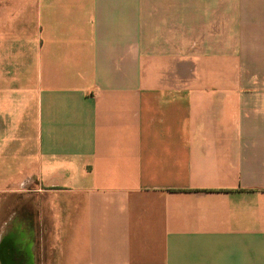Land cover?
<instances>
[{"label":"crops","instance_id":"obj_1","mask_svg":"<svg viewBox=\"0 0 264 264\" xmlns=\"http://www.w3.org/2000/svg\"><path fill=\"white\" fill-rule=\"evenodd\" d=\"M10 199L22 264H264V0H0Z\"/></svg>","mask_w":264,"mask_h":264},{"label":"rangeland","instance_id":"obj_2","mask_svg":"<svg viewBox=\"0 0 264 264\" xmlns=\"http://www.w3.org/2000/svg\"><path fill=\"white\" fill-rule=\"evenodd\" d=\"M12 199L9 200V203L6 204L5 202H2L0 204V232H5V228L13 229L14 231H19L20 228V212H21V205L19 203V199H14L13 202H11ZM2 235H0V238ZM6 243V242H4ZM5 247L1 248V260H2V252L5 251ZM19 257V256H18ZM20 259V257H19ZM1 264H5V262H2Z\"/></svg>","mask_w":264,"mask_h":264},{"label":"water","instance_id":"obj_3","mask_svg":"<svg viewBox=\"0 0 264 264\" xmlns=\"http://www.w3.org/2000/svg\"><path fill=\"white\" fill-rule=\"evenodd\" d=\"M14 243L16 244V241L9 240V241H7L6 243H4L2 245V248L3 247L6 248L4 253H5V256L8 258V260L10 262L9 264H11L12 261H13L12 251H10L9 248L11 247V245H14ZM30 264H33L31 259H30Z\"/></svg>","mask_w":264,"mask_h":264},{"label":"flooded vegetation","instance_id":"obj_4","mask_svg":"<svg viewBox=\"0 0 264 264\" xmlns=\"http://www.w3.org/2000/svg\"><path fill=\"white\" fill-rule=\"evenodd\" d=\"M20 255H21V254H19V253L16 254V255L14 254V255H13V261H12L11 264H22V260L20 261V259H18V258L20 257ZM18 256H19V257H18ZM2 262H5V261L2 259V260H1V263H2ZM9 263H10V262H9ZM9 263H7V264H9ZM5 264H6V262H5Z\"/></svg>","mask_w":264,"mask_h":264},{"label":"bare ground","instance_id":"obj_5","mask_svg":"<svg viewBox=\"0 0 264 264\" xmlns=\"http://www.w3.org/2000/svg\"><path fill=\"white\" fill-rule=\"evenodd\" d=\"M1 248H2V246H1ZM2 259L6 262V264L9 263V260H8V258L5 256V253H4V252H2Z\"/></svg>","mask_w":264,"mask_h":264}]
</instances>
